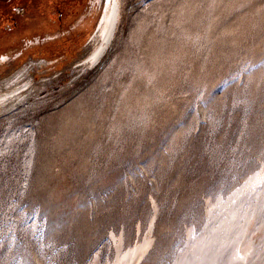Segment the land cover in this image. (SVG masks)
I'll return each instance as SVG.
<instances>
[{
    "label": "rangeland",
    "instance_id": "rangeland-1",
    "mask_svg": "<svg viewBox=\"0 0 264 264\" xmlns=\"http://www.w3.org/2000/svg\"><path fill=\"white\" fill-rule=\"evenodd\" d=\"M91 2L0 0V264H173L264 181V0H121L94 63Z\"/></svg>",
    "mask_w": 264,
    "mask_h": 264
},
{
    "label": "bare ground",
    "instance_id": "bare-ground-1",
    "mask_svg": "<svg viewBox=\"0 0 264 264\" xmlns=\"http://www.w3.org/2000/svg\"><path fill=\"white\" fill-rule=\"evenodd\" d=\"M91 3L103 7L98 27L100 44L89 57L94 63L115 34L121 0H92ZM24 69L18 70L4 84H14L23 77ZM18 91L19 87L9 93L13 97ZM258 176L250 178L226 200L216 201L208 210L202 231L194 236L193 228L189 229L188 243L173 264H264V181L258 184ZM137 247L131 249L132 257L122 259L123 255H118L113 264H136L133 256ZM97 258L95 255L94 259Z\"/></svg>",
    "mask_w": 264,
    "mask_h": 264
}]
</instances>
